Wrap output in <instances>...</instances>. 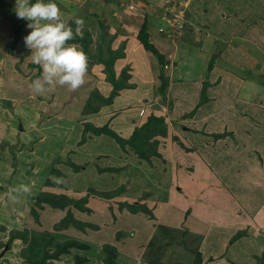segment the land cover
Listing matches in <instances>:
<instances>
[{"label":"rangeland","instance_id":"1","mask_svg":"<svg viewBox=\"0 0 264 264\" xmlns=\"http://www.w3.org/2000/svg\"><path fill=\"white\" fill-rule=\"evenodd\" d=\"M182 1L52 0L64 13L65 21L73 30L74 19L82 18L83 31L91 32L94 40L97 38L98 28L95 15L105 21L110 34L118 35L123 32L121 36H126L127 39L138 35L146 17L154 38L160 29L171 31V25L174 31L170 36L169 33H159V39L161 40L162 36L164 41L157 43L160 51L169 59V66L165 67L170 81L166 97H162L158 91V60L154 56L151 59L158 78L154 94L159 101V108L150 113L167 118V135L157 136L152 140L156 145L150 148L148 158L138 148L135 150L127 146L124 149L120 146L121 151L117 152L119 156L121 152L133 156L132 163L125 164L121 169L109 167L111 162H106L109 157L106 156L105 150L92 157L87 154L93 150L92 147L87 151L75 146L72 151H77V163L84 165L90 172L89 181L94 183L96 191L94 188L90 190L91 186L82 187L79 194H74L68 189L70 198L78 201L88 198L86 207L89 211L83 212L75 205L71 212L74 218L90 223L94 228L88 227L81 231L65 222L68 224L66 228L55 232V224L59 223L61 213L57 211H62L61 217L65 219L68 218V209L46 205L42 211L48 206L54 209L48 210L49 215L46 216L49 224L53 225L44 226L41 222L37 228L31 214L36 205L34 202L35 207L31 208L30 204L42 193L39 191L43 190L45 182L54 181V177L60 178V171L68 178L72 177L71 167L57 162L54 164V161L69 159L66 155L68 143L72 145L82 136L83 130L80 126L77 130L75 126L79 123L78 117L85 100L94 88L90 76L100 72L105 81L107 79L103 73V65L88 59L91 72L87 73L86 83L79 90L72 92L67 87L57 86L43 95H35L30 85L41 77L42 69L32 63L31 52L24 43V37L31 29L27 27L28 22L22 27L21 40L15 48V53L11 55L9 50L14 45L12 21L17 20L16 0H0V183L7 192L20 184L31 187V195H21L16 203L8 197L0 199V225L4 226V229H0V264H23L19 256L23 249L22 241L12 240L11 237L12 231H23L26 227L51 232L54 235L50 252H65L60 259L51 260L48 264H203L202 255L200 257L198 252L200 246L205 243L201 225L198 224L197 227L191 218L182 226L166 225L160 217L158 220L156 214L162 217L164 207L160 202L169 192L167 177L170 172L175 170L177 178L174 184H177V180H182L178 176L183 172H194L192 165H199L196 160L201 158L195 156L196 154L204 157L202 152L206 150L214 156L210 158L207 155L209 159L204 161L209 163L208 167L212 171L224 170L232 162L226 161L227 157L224 156V151L229 149L231 143H235L233 146L238 145L237 148L243 146L244 149L250 146L246 143H250V151L244 150L243 153L253 154L249 156L251 158L257 155L260 159L262 153L258 150L261 147L257 142L262 138L264 143V122L261 123L263 129L260 130L259 127L258 135L253 134L248 125L258 124L253 113L256 109L251 108L249 102V107L237 102V91H241L240 98L244 101L253 102L257 99L255 107L264 114V0ZM180 2L182 8L179 6ZM188 2L189 5L185 7ZM2 12L7 13L12 21L3 17ZM125 42L127 40H122L121 43ZM166 45H169L168 48ZM78 47L81 48L79 45ZM95 47L94 43L93 48ZM213 57L214 67L209 71L207 67ZM123 67L122 71L129 67L128 83L134 84L132 67ZM119 75L117 73V76ZM205 83L209 102L200 107L193 117L186 118L185 115L192 112L203 99ZM110 86L113 89L111 84ZM170 102H173L172 110ZM242 111L244 114L241 115ZM207 133L229 135L214 139L208 137ZM249 134H252L251 140L247 141ZM92 137L91 139L95 140L94 137L99 136ZM111 141L113 144L112 139ZM112 144L110 146H114ZM254 146L256 148L252 152ZM216 150L220 152L215 153ZM229 151L231 153V150ZM62 155L63 157H60ZM178 155H184V164L180 163V159L177 161ZM193 157L195 161L192 160ZM247 158L243 160L244 165L251 161ZM241 165L243 163L239 162L238 166ZM51 167L56 169L57 173L50 171ZM124 169L125 176H120V181L111 179L110 175L118 177V171ZM213 178L202 180L207 187L204 189L208 192L206 198H209L213 187L210 184L216 183ZM112 186L115 188L112 189ZM173 187L177 188V192L181 191L178 189L179 185ZM48 188L46 187L45 191ZM115 192L119 194L109 199L99 196L113 195ZM214 195L222 199L221 194ZM122 204L149 207L148 213L142 215L157 221L152 225L154 229L149 228L150 231L144 234L142 240L140 239L143 233L137 228H131V222L122 226L125 217L120 215L121 212L128 216L131 214L130 209L121 207ZM175 209L177 210V207ZM161 225L163 229H160ZM244 228L246 229L245 226ZM121 229L125 235L118 233ZM98 238L104 240L100 239L98 242ZM259 240L264 244V234Z\"/></svg>","mask_w":264,"mask_h":264},{"label":"crops","instance_id":"2","mask_svg":"<svg viewBox=\"0 0 264 264\" xmlns=\"http://www.w3.org/2000/svg\"><path fill=\"white\" fill-rule=\"evenodd\" d=\"M111 34L117 35L115 33ZM122 34L119 33L117 36H115L116 39H114L113 42V49L119 48V46L122 44V40H127V42H125L126 57L118 60L115 64V68L119 75L123 66L126 67L130 65L132 67V76L134 81L133 85L135 88L122 90L112 104L103 106L98 112L89 111L86 113V101L93 90H98L104 96H108L106 94H110V91H112V87L110 84L106 83L103 74L96 72V75L90 76L91 80L93 81L90 82L94 83V88L86 98L82 112L79 114V123H77L75 126L77 127V130L79 126L83 130V124L85 123H92L96 127L108 125L122 138L129 139L134 129L146 122L147 118L151 115L150 112H155L159 108H157V106H159L157 105L159 104V101L156 99V95L154 94V86L158 78L155 65L153 60H151L152 56L143 50V47L140 45L137 36L135 38L130 37L127 39L128 37L121 36ZM150 35L151 41L153 43L156 42V45L159 42L163 43L164 40L162 39L164 38L161 36L162 39L160 40L158 37V32L154 38V35L150 29ZM119 43L121 44L118 46ZM166 46L168 48L169 45ZM162 47L167 49L165 46ZM158 48L160 49V47ZM99 70L101 69H95V71ZM137 80L139 82H137ZM240 93L241 91H237V102H242V104L244 106L247 105V107L252 105L251 108L256 109L255 111L253 110V113L256 120L258 121H256V123L258 124L254 123L255 125L249 124L248 126L250 130L254 132L253 134L258 135L260 130L263 129L261 123L264 122V114L262 111L258 110L256 108L257 106L255 107V104L253 105L251 101L242 100V98H240ZM135 100H137L138 103ZM247 102H249V105ZM242 113L243 111L241 112V115ZM251 135L252 134H249L247 141L251 140ZM106 137L109 136L102 135L99 137H94L95 140H88L85 145L78 147V149L83 148L90 150L92 147L93 150H87L88 156L92 157H94L93 155H96V153L99 151L105 150L107 153L106 156L109 157L106 158V162H111V164H109L110 168L121 169L124 168L125 164H131L133 156L127 155V153L124 152H121L122 154L119 156L117 152L121 149L120 145L117 144L114 139L109 137L113 140L115 147L110 146L112 141ZM262 137L264 138L263 134ZM79 139L77 141H79ZM233 140L236 142L238 141L235 139ZM260 140H262V138H260ZM260 140L257 142L259 147H261V149L258 150L262 153L260 159L257 158L256 154V156H254L255 158H251L249 156L253 154H247V156L245 153H243L244 150L250 151V143H246L248 146L250 145L247 149L242 148L243 146L241 148H237L238 143H236L237 146H233L235 143H233V145L231 143L228 147L229 149L224 151V156L227 157V159H225L226 161L232 162L224 170H210L208 167L209 163H204V161H207L209 157L212 158L214 156L210 155L208 151L206 152V150H204L202 152L204 157H202V155L200 157L198 154L195 155L201 159L196 160L197 164H199L198 166L192 165L194 172L190 171L189 174H187V172H183L181 176H178V178L182 180H179V182L177 180V184H174L177 178L176 173H174L175 170L172 169L170 175L167 177L169 181V192L160 202L161 206L164 207L161 213L162 217L160 214H156V216L158 220L160 217V219H162V223L166 225H173L177 227L182 226L186 224V221L187 219L189 220V218L193 220V223L197 225V227L198 224L199 226L201 225L200 229L203 228V237H205V243L200 246L198 251L202 255L203 264H264V244L261 240H259L261 235L264 234V143L263 140ZM77 141L72 143V145L68 143V150L73 149ZM103 141L105 142L104 144ZM255 148L256 146L251 149L252 152ZM229 150H231V153H229ZM217 152L219 153L220 150L215 151V153ZM184 155H178L180 158L176 156L177 161L180 159V163L184 164ZM207 155H209V157ZM246 158L247 160L250 159L251 161L247 162V165H244L245 163L243 160ZM194 159L195 158L193 157L192 160ZM260 161H262V163H260ZM239 162L243 163V165L238 166ZM182 169H184L183 166ZM167 170L169 171V169ZM125 171V169L118 171V177H114L110 174L109 175L111 176V179L113 178V181L118 182L121 180L120 176H125ZM89 173L90 172L86 170L85 166H82L81 172L65 179L64 184L61 183L58 187H54L52 185L49 186L48 181L43 185L44 191L42 190L39 192L53 193L56 195L63 194L68 196L69 189L70 191L74 192V194H79L82 190V187H95L94 183L89 181ZM213 177L215 178L216 183L210 184L213 187L211 188L209 198H206V194L208 192H206L204 189L207 187H205L206 185H204L202 180L203 178H205V180H211ZM68 180H70V182H68ZM176 185H179L178 189L181 190L180 192H177V188L175 189V187H173ZM46 187H49L47 191H45ZM111 188L114 189L115 187L112 186ZM0 190V199L2 200V197H6L7 199L8 192L2 183H0ZM214 194H221L222 199ZM34 202L35 200L33 199V203L30 204L31 208L34 206ZM150 204L151 203H149V206ZM45 206L46 204H44V207ZM176 207L177 210L175 209ZM48 210L54 211V209L50 208L49 206L44 211L39 210L40 220L44 226L47 224L51 226L53 225L49 224V220L46 218V216L49 215V213H47L49 212ZM57 212H61L59 213L60 218L58 219L60 221L64 219V217H61L63 216V212ZM121 213L122 214L120 215H124L125 217V219L122 220V226L127 222H131V228H137L143 233L140 240L144 238L145 233L150 231L149 228L154 229L153 226L157 223L156 220H149L140 213L135 215L129 214V216L123 212ZM132 222H136L137 224L133 225ZM120 231L124 232L122 229ZM238 233H241L240 238L233 241V237ZM100 239L101 238H98L97 241Z\"/></svg>","mask_w":264,"mask_h":264},{"label":"trees","instance_id":"3","mask_svg":"<svg viewBox=\"0 0 264 264\" xmlns=\"http://www.w3.org/2000/svg\"><path fill=\"white\" fill-rule=\"evenodd\" d=\"M32 3H35L36 0H31ZM47 3L48 0H45ZM3 17L10 19V16L2 12L1 14ZM98 20V28H97V38L94 40V37L91 32L83 31V39H80L77 37L74 40L69 41V44H78L83 52L87 55L89 60H92L93 62L103 65L104 70L103 73L106 75V81L113 86V89L109 96L102 95L98 90H93V92L90 94L86 101L85 105V112H98L103 106L110 105L114 102L115 98L119 95V93L124 89H133L135 88L133 84H129L128 80L130 79V75L128 72L129 67L125 68L123 71H121L120 75L117 76L115 64L118 60L123 59L126 57L125 54V48L126 44L122 43V45L118 49H113V42L115 39V35L110 34L108 32V25L105 23L104 20H102L99 16L95 15ZM264 23V22H263ZM12 29L14 32V45L10 48L9 53L12 55L15 53V48L18 45V43L21 40V29L24 25L27 24V21L18 19L16 21H12ZM150 29L151 26L149 24L148 17L145 18L143 24L141 25V28L138 32L137 39L140 43V45L143 47V50L147 52L149 55L154 56L158 60V68H159V80H160V87L158 89L159 94L162 97H166L167 95V88L169 87L170 81L165 73V67L169 66V61L166 58V56L160 51V49L157 47L155 43L151 41V35H150ZM75 30V28H74ZM160 33V32H159ZM163 34V33H160ZM94 43L96 44V47L93 48ZM214 61L215 57H213L207 67V70L211 71L214 67ZM90 64V63H89ZM91 69V68H90ZM90 69L88 68V73H90ZM206 87L207 84L205 83L204 87V95L203 99L200 101V103L195 107V109L186 114V118L193 117L194 114L198 111L200 107H202L204 104L209 102V98L206 96ZM255 101L252 102L254 105ZM256 105V104H255ZM173 108V102H170V110ZM82 136L80 138V141H77L76 145L78 147H82L85 145L89 139L92 138V136H102L106 135L111 137L115 140L117 144H119L122 148H126L127 146H130L131 148L135 149L138 148L141 153L145 154L148 158V153L151 147L155 146L156 144L152 141L157 136L165 137L167 135V118L165 116H157L155 114H151L145 123L137 126L131 137L129 139L122 138L119 134H117L115 131H113L108 125H105L103 127H96L92 123H85ZM229 134H219V133H207L208 137H213L214 139H221ZM154 143V144H153ZM156 149V148H155ZM73 149L68 150L69 159H66L62 161L61 159H57L54 161V164L57 162L59 164H66L67 166L71 167L73 172L72 175L78 174L82 170V166L78 162V160L75 157L77 156L76 153L72 151ZM155 153V151H154ZM72 154V155H71ZM60 157H63L60 156ZM58 157V158H60ZM89 163V162H88ZM52 168V169H51ZM50 168V171H54L57 173V170L53 167ZM59 172V171H58ZM60 178H63V180L67 179L68 176L64 175L61 171L59 172ZM70 182V180H68ZM52 185L54 187H58L59 184L55 183L54 181H49V186ZM94 187H91L90 190H92ZM94 191L95 188H94ZM96 194V193H95ZM119 194L118 192L113 193V195H103L99 194L102 198H111V196H115ZM88 198L85 197L83 199H80L79 201L73 198H70L69 196L60 194L56 195L53 193H40L37 196V200H35V205L32 207L31 214L33 216L34 221L37 224H41L40 221V214L38 210H42L44 208V204L49 205L53 208H59L62 210L68 209L67 217L64 220L62 219L57 225H55V232L62 231L66 228L68 224L74 225L77 229L81 231H85L88 227H93L94 225H90V223L83 222L77 218L73 217V214L71 212V208L78 206V208H81L79 210L83 212L89 211V209L86 207L88 204ZM86 203V204H85ZM85 204V205H84ZM84 205V206H83ZM122 208L130 209V213L135 214H142V213H148L149 209L146 206L137 207L136 205H127L122 204ZM189 212V211H188ZM65 222L68 224H65ZM64 223V224H63ZM34 224V225H36ZM35 228H25L23 231L16 230L12 231L13 236L11 237L12 240H21L22 241V250L19 253L21 262L23 264H48L51 260L60 259L61 255L65 252L56 253V252H50L51 246L53 242V235L51 232H44L40 231ZM96 228V227H95ZM163 229L164 227L161 225L160 229ZM0 229H4L3 225H0ZM122 233V235H125V232H118ZM241 233H238L236 236L233 237V241L240 238ZM72 246V245H69ZM1 248V246H0ZM68 247L66 246V251H68ZM199 252V251H198ZM200 257L201 253L199 252ZM109 261H111L109 259Z\"/></svg>","mask_w":264,"mask_h":264},{"label":"clouds","instance_id":"4","mask_svg":"<svg viewBox=\"0 0 264 264\" xmlns=\"http://www.w3.org/2000/svg\"><path fill=\"white\" fill-rule=\"evenodd\" d=\"M15 13L18 19L28 22L30 33L24 37L30 50L33 64L42 69L40 78L32 81L30 88L35 95H43L57 86L67 87L75 92L86 83L89 68L87 55L76 44L68 42L79 37L83 39L84 20L75 18V30L65 21L64 13L52 0H16ZM57 184L63 178L54 177ZM13 203L21 195H31V187L20 184L7 193Z\"/></svg>","mask_w":264,"mask_h":264},{"label":"built area","instance_id":"5","mask_svg":"<svg viewBox=\"0 0 264 264\" xmlns=\"http://www.w3.org/2000/svg\"><path fill=\"white\" fill-rule=\"evenodd\" d=\"M184 1H185V0H183L182 2H184ZM186 1H189V0H186ZM182 2H180V5H179L181 8H182V6H183V5H181ZM188 5H189V2H188L187 5H185V7H187ZM171 26H172V27H171V28H172L171 31H168V32H167L166 29H160L159 32H160V33H164V34L169 33V36H170V34H174V31H173V25H171Z\"/></svg>","mask_w":264,"mask_h":264}]
</instances>
